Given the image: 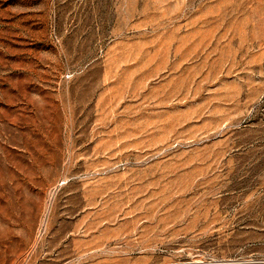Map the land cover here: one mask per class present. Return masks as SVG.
Returning <instances> with one entry per match:
<instances>
[{"label": "rangeland", "instance_id": "374dc122", "mask_svg": "<svg viewBox=\"0 0 264 264\" xmlns=\"http://www.w3.org/2000/svg\"><path fill=\"white\" fill-rule=\"evenodd\" d=\"M0 264H264V0H0Z\"/></svg>", "mask_w": 264, "mask_h": 264}, {"label": "bare ground", "instance_id": "6f19581e", "mask_svg": "<svg viewBox=\"0 0 264 264\" xmlns=\"http://www.w3.org/2000/svg\"><path fill=\"white\" fill-rule=\"evenodd\" d=\"M10 250V249H9Z\"/></svg>", "mask_w": 264, "mask_h": 264}]
</instances>
